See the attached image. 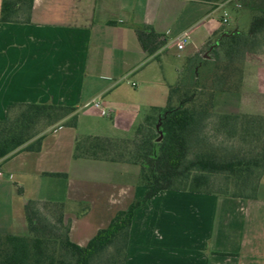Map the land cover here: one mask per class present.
Returning <instances> with one entry per match:
<instances>
[{"label":"crops","instance_id":"crops-1","mask_svg":"<svg viewBox=\"0 0 264 264\" xmlns=\"http://www.w3.org/2000/svg\"><path fill=\"white\" fill-rule=\"evenodd\" d=\"M11 1V19L2 21L0 0V120L17 102L76 106L77 125L83 113L96 112L111 118L112 128L126 133L124 137L150 107L166 105L169 85L177 82L189 57L208 55L212 37L220 31L246 32L251 21L240 0ZM224 11L230 14L227 25L222 22ZM232 21L236 27L230 28ZM142 29L159 36L149 50L139 40ZM184 36L180 49L177 39ZM224 95L235 96L234 103L232 108L220 107L216 97L217 113L264 115V51L247 54L242 90ZM92 105L96 111L86 109ZM76 127H57L46 134L39 151L18 154L62 155V171L69 177L77 164L80 183L67 186L63 196L38 201L65 203L70 237L85 245L89 236L74 240L72 207L90 198L87 181L96 174L91 168L121 173L129 163L75 158L80 137L63 130ZM45 169L30 175L37 180L57 172ZM132 172L126 186L113 175L104 189L93 188L90 205L95 206L89 211L99 209L104 219L96 231L118 211L145 198L147 188ZM126 264H264V176L251 199L185 190L156 194L135 210Z\"/></svg>","mask_w":264,"mask_h":264},{"label":"trees","instance_id":"trees-1","mask_svg":"<svg viewBox=\"0 0 264 264\" xmlns=\"http://www.w3.org/2000/svg\"><path fill=\"white\" fill-rule=\"evenodd\" d=\"M12 3L3 0L2 21L11 19ZM240 3L252 14L248 31H220L208 43V56L189 57L177 82L169 85L166 105L150 107L132 137L77 139L75 158L138 165L145 198L118 211L85 245L70 237L65 203L30 201L25 206L28 235L0 234V264H126L135 210L156 194L185 190L257 196L264 176V115L215 110L217 94L242 90L247 54L264 51V0ZM138 37L149 50L159 36L142 29ZM77 123L76 106L9 105L0 120V164L20 152L39 151L47 133Z\"/></svg>","mask_w":264,"mask_h":264},{"label":"rangeland","instance_id":"rangeland-1","mask_svg":"<svg viewBox=\"0 0 264 264\" xmlns=\"http://www.w3.org/2000/svg\"><path fill=\"white\" fill-rule=\"evenodd\" d=\"M250 18L252 20V14L250 12ZM251 24V21H250ZM249 28V25H247ZM236 27L234 21L231 23V27ZM247 27H243L245 30ZM175 83V82H174ZM223 93L217 94V104L219 106H225L229 108L234 103L235 96H222ZM233 100V101H232ZM231 101V102H230ZM4 107H1L3 109ZM232 108V107H230ZM88 111L95 110V105L88 106ZM231 110V109H230ZM96 111V110H95ZM84 112V111H82ZM145 112V111H144ZM86 113V112H85ZM83 113L80 116L78 127L75 129L66 128L69 133H73L79 137H85L88 135H102L111 136L116 138H125L126 133L122 134L120 131H116L112 128V119L108 116H102L99 113L93 112L92 114L86 115ZM145 117V116H144ZM136 123L134 129L128 132L127 135L132 137L136 127L141 123ZM31 157V158H30ZM64 156L59 154H34L33 156H26L25 154H16L3 160L0 164L4 175L0 177V234H14V235H28L29 226L25 213V206L30 201H38L40 199H52L56 196H63L65 189L69 185L76 186L81 180L78 177L79 168L76 166L72 169V177L67 175L66 171H62V165L64 164ZM95 163V162H91ZM39 165V166H38ZM124 170L121 173L115 172L114 170L104 169L98 171L92 169V177L88 179L87 184L91 191L90 198L76 202L73 208L74 221L76 229L74 231V240L86 238L89 236L91 239L97 233L96 227L104 219L99 213V209H92L90 212L89 208L92 202L93 188L99 189L107 185H110V179H113V175L120 177V181H124V186L128 185L134 174L132 171L140 174L141 168L134 164H124ZM57 172L47 173L44 177H39L37 180L30 175V172L41 171L42 168H47L49 172L50 168H53ZM109 174V177H99L98 174ZM117 173V174H116ZM57 174V175H53ZM83 196V194L81 193ZM46 201V200H44ZM84 201V202H83ZM99 204V203H98ZM109 224V223H108ZM107 224V225H108ZM105 225L104 227H106Z\"/></svg>","mask_w":264,"mask_h":264},{"label":"built area","instance_id":"built-area-1","mask_svg":"<svg viewBox=\"0 0 264 264\" xmlns=\"http://www.w3.org/2000/svg\"><path fill=\"white\" fill-rule=\"evenodd\" d=\"M222 22L223 24H229L230 22V14L228 11H224L223 15H222ZM186 43V37H178L177 39V45L180 49H182L185 46ZM96 106H99V103H96ZM4 175L3 171L0 169V177H2Z\"/></svg>","mask_w":264,"mask_h":264},{"label":"water","instance_id":"water-1","mask_svg":"<svg viewBox=\"0 0 264 264\" xmlns=\"http://www.w3.org/2000/svg\"><path fill=\"white\" fill-rule=\"evenodd\" d=\"M206 56H208V55H206ZM160 128V125H158V129ZM160 134H161V136H162V132H160Z\"/></svg>","mask_w":264,"mask_h":264}]
</instances>
